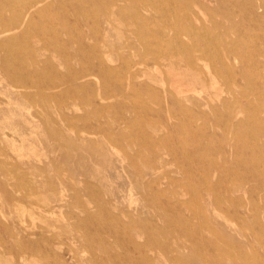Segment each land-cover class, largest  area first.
Returning <instances> with one entry per match:
<instances>
[{
  "label": "rangeland",
  "instance_id": "rangeland-1",
  "mask_svg": "<svg viewBox=\"0 0 264 264\" xmlns=\"http://www.w3.org/2000/svg\"><path fill=\"white\" fill-rule=\"evenodd\" d=\"M0 4V264H264V0Z\"/></svg>",
  "mask_w": 264,
  "mask_h": 264
},
{
  "label": "bare ground",
  "instance_id": "bare-ground-1",
  "mask_svg": "<svg viewBox=\"0 0 264 264\" xmlns=\"http://www.w3.org/2000/svg\"><path fill=\"white\" fill-rule=\"evenodd\" d=\"M13 1L15 3V6L17 8L16 10V14L15 17L13 18V20H15L14 24L16 26H23L26 25L27 22L30 21V19H32L34 13L38 10H41V7H43V5H49L51 0H10ZM251 1V0H250ZM193 3V2H192ZM94 4V3H93ZM2 5V4H0ZM252 5V4H251ZM9 6V5H8ZM171 6V5H170ZM58 11V9H57ZM54 13V11H53ZM114 13V12H112ZM173 13V10H172ZM175 14V12H174ZM53 15V14H52ZM177 15V14H176ZM179 16V15H178ZM177 16V17H178ZM174 17V16H173ZM176 17V16H175ZM180 17V16H179ZM188 17V16H187ZM172 18V17H171ZM184 18V17H183ZM118 19V18H116ZM190 19V18H189ZM176 20V19H175ZM180 20V18H179ZM188 20V19H187ZM4 21V20H3ZM125 21V20H124ZM133 21V20H132ZM172 21V20H171ZM182 21V20H181ZM134 22V21H133ZM185 22V21H184ZM173 24V22H171ZM183 23V22H182ZM181 23V24H182ZM177 24V23H175ZM185 24V23H184ZM183 24V25H184ZM233 26V25H232ZM29 27V26H28ZM217 27V26H216ZM19 28V27H18ZM13 27H7L5 28V31L10 32L12 31ZM184 29V28H183ZM186 29V28H185ZM216 29V28H215ZM231 29V28H230ZM191 32V31H190ZM239 32V31H238ZM150 33V32H149ZM205 33V32H204ZM12 35V34H11ZM165 35V33H164ZM198 35V33L196 34ZM200 35V33H199ZM205 35V34H204ZM152 36V35H150ZM193 36V35H192ZM14 37V36H13ZM164 37V36H163ZM129 38V37H128ZM171 40V43L169 46H163V44H160L157 46V50L160 51L164 56H167V58L170 61V64H173L174 62H176L181 54H183L182 56L185 57L186 61L188 63H192L194 60L192 58V56L189 54V52H186L188 50H192L194 48H197V46H193V45H189L186 42L183 41V39L180 37L179 34L175 35V36H170L169 37ZM151 39V38H150ZM154 41V40H153ZM168 41V40H167ZM166 41V42H167ZM204 42V41H203ZM147 43V42H146ZM61 44V43H60ZM120 44V43H119ZM233 44V43H232ZM59 45V44H58ZM122 45V44H121ZM149 45V44H148ZM227 45V44H226ZM54 46V45H53ZM149 47V46H148ZM238 48V47H237ZM210 49V45H207V48L205 50H209ZM97 50V49H96ZM229 50V49H228ZM260 50V49H259ZM107 51V50H106ZM251 51V50H250ZM262 51V50H261ZM108 52V51H107ZM224 52V51H223ZM262 53V52H261ZM161 55V54H160ZM71 60V59H70ZM71 66V65H70ZM74 67V66H73ZM54 68V67H53ZM236 72V71H235ZM237 74V73H236ZM103 75V74H102ZM212 75V74H211ZM100 76V75H98ZM99 78V77H98ZM175 77L173 76V79ZM53 81V80H52ZM40 87V86H39ZM43 87V86H42ZM22 87H20L21 89ZM196 91H198L197 89H195ZM184 90H179L180 93H182ZM201 91V90H200ZM199 92V91H198ZM88 96V95H87ZM97 96V95H96ZM135 96V95H134ZM101 101V100H100ZM103 103V102H102ZM123 103V102H122ZM113 106V105H112ZM91 107V106H90ZM94 107V106H93ZM113 108V107H112ZM147 116V115H146ZM142 117V116H141ZM200 117V116H199ZM176 120V119H175ZM101 121V120H100ZM198 131V130H197ZM196 131V132H197ZM198 137V136H197ZM87 147V146H86ZM105 149V148H104ZM96 153V152H95ZM99 153V152H98ZM25 156V155H24ZM6 161V159H5ZM13 164V163H12ZM227 164V163H226ZM48 165V164H47ZM123 169V168H122ZM102 171V170H101ZM68 182V181H67ZM14 183V182H13ZM88 183V182H87ZM95 183V182H94ZM14 185V184H13ZM78 206V205H76ZM215 207V206H213ZM218 207V206H217ZM219 208V207H218ZM212 209V208H211ZM223 209V208H222ZM226 210V209H225ZM216 211V210H215ZM228 211V210H227ZM24 220V219H23ZM79 221V220H78ZM77 221V222H78ZM97 230V229H95ZM163 252V251H162ZM172 253V252H171ZM74 254V253H73ZM168 254V253H167ZM170 256V255H169ZM179 256V255H178ZM180 257V256H179ZM178 258V257H177ZM155 260V259H154ZM151 261V260H150ZM162 261V260H161Z\"/></svg>",
  "mask_w": 264,
  "mask_h": 264
}]
</instances>
